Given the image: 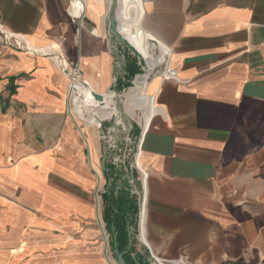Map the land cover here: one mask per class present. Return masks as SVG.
<instances>
[{
	"label": "crops",
	"instance_id": "1",
	"mask_svg": "<svg viewBox=\"0 0 264 264\" xmlns=\"http://www.w3.org/2000/svg\"><path fill=\"white\" fill-rule=\"evenodd\" d=\"M109 4L84 0L77 18L69 0H0V28L38 51L0 41V264H115L114 235L126 264H261L264 0H119L117 24L148 64L144 92L135 74L122 99L146 173L142 189L132 164L140 226L126 165L100 171V134L119 123L110 98L139 71L129 60L114 78V47L132 46L109 37ZM51 51L78 62L111 109L80 82L68 101ZM166 64L176 79L156 75Z\"/></svg>",
	"mask_w": 264,
	"mask_h": 264
},
{
	"label": "built area",
	"instance_id": "2",
	"mask_svg": "<svg viewBox=\"0 0 264 264\" xmlns=\"http://www.w3.org/2000/svg\"><path fill=\"white\" fill-rule=\"evenodd\" d=\"M69 1H71V0H69ZM80 1H82V0H80ZM20 37L21 36L15 35L13 33H10L8 31L0 28V41L2 43L10 45V46H14L18 49L25 48V50H27V51L38 52L35 50H30L29 47L27 46V44L24 42V40L21 39ZM51 55L53 57V60L56 62V64L60 67L62 72L68 78V101H70V98H71L70 97V90H71L72 82L78 81L84 85H87V83L85 82L84 79H82V77L80 75V71L78 68V62L70 61V60L66 59L62 53H52ZM164 71L167 75L163 76V75L158 74V76L164 77V78L176 79L175 70H173L170 67L164 66ZM100 126L101 125L98 124V127H100ZM121 128L125 129V127L123 125H121ZM109 129H110V132L114 131L113 127L109 128ZM128 129H127V134L124 136L122 147H120L118 145V142H116L117 137L115 139V138H112L110 136V132H107V134L101 133L100 137L105 139V141H106L105 146H107V148L110 151V156L106 161L107 167L109 166L111 168L118 170L119 163L126 165L124 171L125 172L129 171V173H127V175H126L127 184L130 188L131 193L138 197L139 191H138V188L136 187L137 179H134L130 173V170L132 168V164H133V167H136L140 171L141 178L139 179V181L141 183L142 189H143V184H144V181L146 178V173L144 172L143 169L139 168V165H138L139 145L135 149H132L129 146L130 139L128 137ZM129 159L132 160V163L127 162ZM137 199H138V203H139V208H138V212H137V223L140 226L143 222V215H144V200H145L144 193L141 192L139 198H137ZM261 264H264V261Z\"/></svg>",
	"mask_w": 264,
	"mask_h": 264
},
{
	"label": "water",
	"instance_id": "3",
	"mask_svg": "<svg viewBox=\"0 0 264 264\" xmlns=\"http://www.w3.org/2000/svg\"><path fill=\"white\" fill-rule=\"evenodd\" d=\"M119 7V0H110V4H109V8H108V17H107V29H108V35L111 38L112 42H114V44H116V42H119L123 45H127V46H131L130 43H128L127 39L122 36L119 32H118V24H117V19H116V11ZM137 56L139 58V60H142V57L139 55L138 52ZM113 57L115 60V75L114 78L116 79L120 72H121V68L124 66V61H123V56L120 54V51H113ZM95 99L97 101H102L103 99V95L99 94V93H94ZM124 96L123 94H119L118 92H114V95L112 98L113 102H111L112 107H114V109L116 110V115H112L113 118H117L119 123H116L115 121H112V126L114 129H117L118 124H121L125 127V129H122L123 134L126 135L127 134V129L130 126V122H129V116L126 113L123 103H122V98ZM109 99V100H110ZM105 108L110 109L111 105H107ZM112 116H110L109 118H112ZM109 123V120H100L99 124L103 125L104 127H107ZM110 136L112 138L116 139V132L115 131H111L110 132ZM110 156V151L107 148V146L105 147L104 153L101 156L100 159V171L101 172H105L107 171L108 167L106 165V161ZM108 185L111 184L110 179L107 180ZM120 184H122V182H120ZM132 229L131 227L128 228L127 230V234L128 237H130L132 235ZM116 236L114 235V241H113V255H114V260L116 262V264H126L124 258H123V251H119L117 244H116V240H115ZM129 245H130V240H129Z\"/></svg>",
	"mask_w": 264,
	"mask_h": 264
},
{
	"label": "bare ground",
	"instance_id": "4",
	"mask_svg": "<svg viewBox=\"0 0 264 264\" xmlns=\"http://www.w3.org/2000/svg\"><path fill=\"white\" fill-rule=\"evenodd\" d=\"M71 2L75 5V6H77V8H78V10H80V8L82 9V11L84 10V8H83V5H84V0H82V1H80V0H71ZM120 9V8H119ZM132 10H134V12H135V14H132V17H133V19L130 21V23L129 24H132V23H135L136 22V19H137V12H138V5H137V2L136 1H134V2H132ZM78 20H76L75 22H76V24H78V22H77ZM121 21H122V19L121 18H119V26H118V30H119V32L121 33V35L122 36H124L126 39H127V41H128V43H130V45L132 46V49L134 50V51H136V52H138L139 53V55L142 57V62L144 63V67H145V69L147 70L148 69V64L146 63V60H145V52L144 51H141V50H139V49H137L133 44H131V42L134 40V38H133V36H131L130 34H128V33H126V32H124L123 31V25H122V23H121ZM108 38V37H107ZM29 44V43H28ZM57 50V49H56ZM55 50V51H56ZM131 50V49H130ZM45 51H50V50H45ZM114 51H116L115 50V47H114ZM52 53H53V51H51ZM49 53V52H48ZM54 53H56V52H54ZM59 53V52H58ZM52 58V57H51ZM165 58V55H164V57H162L161 59H158V62H162L163 61V59ZM164 66H167V67H169L167 64L166 65H164ZM164 66H163V69H162V71L161 72H159V73H157L156 75L158 76V74H160V75H163V76H165V75H167L166 73H165V71H164ZM65 75V74H64ZM144 78H145V76H139L137 79H138V83H139V90H140V92H144V89H145V82L143 81L144 80ZM78 81H73L72 82V84H71V90H70V93H71V95H74V97L75 98H78V92L80 91L79 89H78ZM83 90L84 91H86V93L88 94V95H90L91 97H93V93H92V91H91V89L87 86V85H84L83 84ZM128 90V89H127ZM127 90L124 92V94H126L127 93ZM104 97H107V96H105V95H103V98ZM123 99V98H122ZM96 100V99H95ZM123 101V100H122ZM96 102L99 104V102L100 101H97L96 100ZM111 102H113V101H111ZM102 105L101 106H103L102 108L104 109V110H110V109H107V108H105V106H106V101L105 100H103L102 99V101L100 102ZM124 106V105H123ZM74 111L76 112V113H78L77 112V108H76V104H74ZM113 109H114V107H113ZM113 115H116V110L114 109V114ZM99 124V123H98ZM114 262H115V260H114ZM115 264H116V262H115Z\"/></svg>",
	"mask_w": 264,
	"mask_h": 264
},
{
	"label": "rangeland",
	"instance_id": "5",
	"mask_svg": "<svg viewBox=\"0 0 264 264\" xmlns=\"http://www.w3.org/2000/svg\"><path fill=\"white\" fill-rule=\"evenodd\" d=\"M81 12H82V9L80 8V10L78 11V16H77V18H79ZM154 51H155L154 56H155L156 58H158V57H159V49H158V51H157V50H154ZM120 54H121V53H120ZM122 56H123L124 64L127 63V62H129V60H134L135 63H137L136 65H137V68H138V70H139V71H136V72H134V71L132 70V75H131L132 83H130V84L126 87V90H127L128 88H130V87L133 85V81H134V79H135V77H136L135 74H137V76H141V75H143V74L146 73V69H145V67H144V63H143L142 61L139 60L136 51H134L133 49L131 50V52H130L129 54H127V53H123ZM142 67L144 68V70H143ZM135 117H136V116H135ZM136 119H137V117H136ZM102 178H103V177H102ZM103 185H104L103 188L105 189V186H106L105 180H103ZM105 190H106V189H105ZM107 230H109V229H107ZM108 232H109V231H108ZM111 247H112V244H111V237H110V238H109V244H108V250L111 251Z\"/></svg>",
	"mask_w": 264,
	"mask_h": 264
}]
</instances>
